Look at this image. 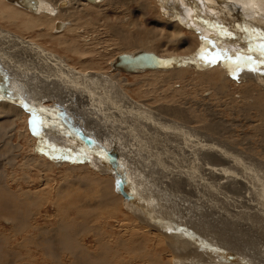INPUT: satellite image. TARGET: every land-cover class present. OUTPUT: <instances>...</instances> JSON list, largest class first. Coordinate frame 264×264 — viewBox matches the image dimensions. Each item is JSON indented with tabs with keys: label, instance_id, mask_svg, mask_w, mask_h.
I'll return each instance as SVG.
<instances>
[{
	"label": "rangeland",
	"instance_id": "374dc122",
	"mask_svg": "<svg viewBox=\"0 0 264 264\" xmlns=\"http://www.w3.org/2000/svg\"><path fill=\"white\" fill-rule=\"evenodd\" d=\"M176 1L173 12L156 0H105L95 5L79 1L69 9L64 8L68 9V13L64 12L63 16L64 21H68V27L60 30L50 26L53 24L50 22L31 30H22L20 23L14 25L9 20L8 25L5 24L7 22L0 14V40L5 39L4 35L16 36L19 41L33 40L35 45L48 51V58L36 57L32 60L33 64L37 62L41 66L51 64L52 61L53 66L45 65L43 73L39 68L40 72L37 74L41 78H51L54 72L62 74L60 66L53 63L62 61L61 65L70 66L69 75L73 74L72 82L75 86L66 79L68 82L62 80L63 86L57 88L58 81L53 83L51 78V82H47L54 85L55 93L49 91L48 94L52 99L46 95L48 89L45 87L39 93L40 86H34L33 76L27 77L25 69L22 68L28 66L27 59L33 57V53L26 55L28 58L24 62L26 49L17 40V47L9 43L8 46L0 44V55L6 60L5 63L0 62V94L3 91L12 93L8 91L11 88L16 89L21 97L23 95V98H30L27 103H38L37 105L43 107L45 111L39 115L47 121L40 129L41 134L36 135L31 129L32 114L29 111L19 104L0 100V104L6 105L4 107L8 109V112L0 116V264H175L180 261L176 258L178 250L174 248L176 240L185 244L183 248L178 246L180 250H184L181 251L184 261L180 264H217V257H222L223 261L231 264L229 260H236L233 256L247 257L248 254L249 258H253L252 254H256L260 246L264 249V234L261 235L264 233V208H261L264 207V63L260 62L264 57H261L258 48L264 41L259 40L256 34L253 35L259 29L264 31V14L259 18L256 15L251 18L249 12H242L239 8L234 10L230 0H221L223 4L217 7L203 6L202 0ZM189 1L196 2L195 6L192 7L193 3H188ZM178 2L183 5L179 7ZM184 3L191 4L189 13L182 12L186 9ZM0 5L4 7L3 4ZM74 6L76 9H73ZM223 6L229 9L222 10ZM263 11L264 9L259 10L262 13ZM32 15L36 14H19L18 18L27 20ZM133 22L135 24H132ZM250 27L256 30L252 32ZM121 30L129 37L126 39L129 43L118 34ZM202 37L211 38V43L204 41ZM213 46L215 52H212ZM202 47L208 48L213 55L220 49H225L227 56L237 53L239 57L233 56L227 61L218 60L217 63L221 66L217 65V68H214L216 63H211L209 67L206 66L207 69H202V66H198L202 62L206 63L205 59L201 55L196 56ZM139 50L164 56H194V59H197L194 65L201 64L195 66L196 68L185 66L173 72L110 73L109 61H113L122 53ZM248 56L253 59L246 66L244 59ZM237 64L239 68L236 67ZM46 69L54 72L50 73ZM8 77L9 79H6ZM14 78L19 84L17 81L15 83ZM25 78L30 81L29 84ZM7 83H15V86L8 88ZM78 83L84 84L79 88L80 91L79 85H76ZM120 93L124 95L121 97ZM126 94L132 100L127 101ZM124 98L126 99L123 100ZM139 103L143 106L146 104V107L156 113L157 108L162 109V112L166 108V115L161 114L171 118L169 123L179 124L180 131L183 130L184 133H173V128H170L172 130L169 134L181 137L182 143L183 139H186L189 145L194 143L192 139L198 138L200 148L195 149L197 157L190 151L177 148L173 137H170L166 144L161 127L159 129V126L145 119L139 121L135 114L123 109L125 105L140 108ZM124 114L127 115L122 116ZM124 118L125 121L122 120ZM130 118H137L138 126L142 123L157 128L155 131L158 137L154 138L155 131L141 125L143 135L145 130H148L149 135L155 139L145 137V147L149 151L140 150L133 154L129 142L124 144L127 134L131 136L129 139L132 143L137 137L138 126L132 124ZM88 120L94 122L90 123ZM57 132L65 142L74 141V147L79 146L82 151L78 149L77 155L73 151L70 156L61 159L54 152L49 153L41 140L43 139L47 146L55 145L53 147L61 148L59 141L56 143ZM72 134L75 135L74 138L71 137ZM118 134L120 137H117ZM180 134L184 135L183 138ZM106 136L115 140L113 145ZM120 138L124 142L119 141ZM208 142H213L216 146L213 144L209 147ZM140 143H143V138ZM201 144L207 145V150L211 153L215 149L223 150L234 156V160L240 161L235 164V168H231V164L225 160L226 156L221 160L217 159L218 161L215 160L219 157L217 156L213 158V168L219 172L223 171L219 175L228 174L227 181L228 178L234 181L235 176L240 177L239 182L243 180L244 186L235 182L218 184L222 180L217 177H214L213 182L209 170L202 175V158L199 154L208 152ZM128 152L133 155L130 159L134 157L143 161L152 160L151 167L148 169L142 164L129 167L133 160L131 162L128 158ZM140 153L142 154L137 156ZM228 153L226 155H229ZM125 158L129 161L125 162ZM220 161H224L223 164ZM73 166L83 168L77 169ZM137 167L141 170H137ZM180 168L186 169L182 176L184 178H180ZM114 170L115 173L112 172ZM137 173L141 177H138ZM130 193L138 199L131 200ZM246 200L255 206L261 205V209L255 211L257 217H260H253L256 213L249 210ZM157 209H161V212ZM137 214L150 222L153 221V225L139 218L145 224L142 223ZM217 214H224L236 221H227ZM249 214L251 217L247 216ZM243 217L253 219L252 223H257L250 224L257 228V237H261L257 239L255 235L253 239L246 232L250 230L251 233V228H238L248 224L244 223ZM159 218L173 222L185 232L172 228L171 224L166 226L167 224L162 225L154 221ZM141 225L144 226L143 229ZM80 227L82 231L79 230ZM159 227L174 237L173 241L170 239V243L165 242L163 235L162 242L157 236ZM111 245L113 248L109 249L108 246ZM170 251L173 257L167 254ZM224 252L226 254L222 256ZM263 257L264 255L260 259L264 260Z\"/></svg>",
	"mask_w": 264,
	"mask_h": 264
},
{
	"label": "bare ground",
	"instance_id": "6f19581e",
	"mask_svg": "<svg viewBox=\"0 0 264 264\" xmlns=\"http://www.w3.org/2000/svg\"><path fill=\"white\" fill-rule=\"evenodd\" d=\"M20 1H22V3L23 4H25V5H27V3H25L23 0H20ZM36 1V8H35V10H32V9H30L29 8V6L27 7V6H24V5H22V4H20V3H18V2H13V1H11V0H0V4H3L4 5V7H1V5H0V14H1V16L3 17V19H5V22H7V23H5V24H7L8 25V22H9V20L15 25V24H17V23H20L21 24V26L23 27V29L22 30H24V29H33V28H35V27H37V26H42V24L44 25L45 23H48V22H50V23H53L52 25H50V26H55L56 27V30H60V28H67L68 27V21H64V15L65 14H67L68 13V9L70 8V6L71 5H73V4H76L77 2H79V1H81V2H84V4H93V5H95V4H97V3H99V2H104L105 0H94V1H89V0H35ZM123 1V0H122ZM126 1V0H125ZM129 1V0H128ZM154 1V0H153ZM156 1H158L160 4H161V6L162 5H164L170 12L173 10V8H174V3H176L177 1L176 0H156ZM192 1V0H191ZM224 1V0H223ZM232 1V6L234 7V10H236L237 11V9L239 8L242 12H249L250 13V17L251 18H254L255 17V15L259 18V17H261L263 14H264V11H263V13L262 12H259V10L260 9H264V0H230V2ZM111 2V1H110ZM179 2H181V0L179 1ZM177 3V5L180 7L181 6V4L182 3ZM258 2H260V3H258ZM123 3V2H122ZM133 3H135L134 1H133ZM188 3H191L190 1L188 2ZM193 3V5H192V7H194L195 6V3L196 2H192ZM191 3V4H192ZM202 3L204 4L203 6H208V7H213V6H218V5H220V4H223L222 2H221V0H202ZM224 3H227V2H224ZM256 3H258V5L259 6H257L256 5ZM117 4V3H116ZM118 4H120V3H118ZM129 4V3H128ZM184 4H186V3H184ZM190 4V5H191ZM2 5V6H3ZM183 5V4H182ZM189 4L187 5L186 4V9L184 10H182V12L183 11H185V12H190L189 11V9H190V6ZM139 6V5H138ZM138 6H135L136 8L138 7ZM158 6V5H157ZM190 6V7H189ZM24 7V8H23ZM26 7V8H25ZM160 7V6H159ZM159 7H158V9H159ZM215 7V8H216ZM220 7V6H219ZM221 7H222V5H221ZM2 8H4V9H2ZM64 8H68V9H64ZM76 9V6H74L73 7V9ZM143 8V7H142ZM161 8V7H160ZM207 8V7H206ZM62 9H64V11H61ZM131 9V8H130ZM139 9V8H138ZM176 9H178V8H176ZM227 9H229V7H224L223 6V9L222 10H227ZM6 10V11H5ZM208 10H210V9H208ZM27 11H29V12H31L32 14H36V15H32V17H30V18H28L27 20H20L19 18H18V15L19 14H24V15H28V14H31V13H28ZM147 11V10H146ZM155 11V10H154ZM159 11V13L162 11H160V10H158ZM64 12H66L65 14H64ZM173 12V11H172ZM217 12V11H216ZM161 13H163V11L161 12ZM200 13V12H199ZM204 13H206V10H205V12ZM218 13H220V12H218ZM226 13V12H225ZM225 13H224V15H225ZM229 13V12H228ZM228 13H226L227 15H230V14H228ZM140 14V13H139ZM186 14V13H185ZM196 14H198V13H196ZM201 14V13H200ZM207 14H208V12H207ZM215 14V13H214ZM161 15H163V14H161ZM164 15H165V12H164ZM166 15H168V14H166ZM171 15V14H170ZM180 15V14H179ZM178 15V16H179ZM227 15H226V17H227ZM234 15V14H233ZM237 15V14H236ZM249 15V14H248ZM153 15H151V17H152ZM160 16V15H159ZM173 16H174V14H173ZM222 16V15H221ZM63 17V18H62ZM72 17V16H71ZM163 17V16H162ZM170 17V16H169ZM183 17V16H182ZM216 17V16H215ZM220 17V16H219ZM230 17V16H229ZM228 17V18H229ZM59 18H61V19H59ZM171 18V17H170ZM175 18H177V17H175ZM190 18V17H189ZM164 19V18H163ZM162 19V20H163ZM184 19V18H183ZM192 19V18H191ZM160 20V19H159ZM165 20V19H164ZM163 20V21H164ZM255 20V22L257 21V19L255 18L254 19ZM136 21H138V19L136 20ZM227 21V20H226ZM67 22V23H66ZM139 22V21H138ZM138 22H136V23H138ZM166 22H167V20H166ZM174 22H176V21H174ZM11 23V24H12ZM172 23V22H171ZM192 23V22H191ZM132 24H135V22H133ZM159 24V23H158ZM173 24V23H172ZM175 24V23H174ZM177 24V23H176ZM175 24V25H176ZM238 24V23H237ZM237 24H236V26H237ZM72 25V24H71ZM137 26H138V24H136ZM161 25V24H160ZM175 25H172V26H175ZM181 25V24H180ZM220 25V24H219ZM135 26V25H134ZM193 26H194V24H193ZM238 26H240V25H238ZM21 27V28H22ZM238 28V27H237ZM177 29H178V27H177ZM37 30V29H36ZM120 30V29H119ZM149 30H150V27H149ZM168 30V29H167ZM246 30H248V29H246ZM250 30H252V32H253V30H254V28H252V27H250ZM256 30V29H255ZM254 30V31H255ZM263 30V29H262ZM172 31V30H171ZM199 31V30H198ZM197 31V32H198ZM256 32V31H255ZM253 33V35H255L259 40H263L264 41V31H260V29H259V31L258 32H256V33ZM8 33V32H7ZM124 33H125V31H123V30H121L118 34L122 37V39L124 40V41H126L127 43H129L126 39H129V37L128 36H126V35H124ZM250 33V32H249ZM1 34V33H0ZM4 34V33H3ZM7 35V34H6ZM45 35V34H44ZM3 36V35H2ZM255 36H253V39L255 40ZM2 38V37H1ZM4 38L5 39H3V40H0V44L2 45V44H4V45H7L8 46V43L9 44H11V45H13V46H15V47H17V41L26 49L25 51H24V62L26 61L25 59H27L28 58V56H26V55H30V53H33V57L32 56H30L28 59H27V61H29L28 62V66H22V68L23 69H25V71H26V73H25V75H27V77H28V75H32L33 76V78H32V80H33V85L34 86H36V87H38V86H40V88L38 89V91H39V93L40 92H42V88H47L48 89V93H46V95L48 96V97H51V96H49L48 94H50L49 93V91L52 93H55V90H54V85H52V83H50L51 81H50V79L52 78L53 79V83H54V81L56 82V81H58V83L56 84V87L57 88H61V86H63V82H62V80H65V82H68L66 79H68L69 80V82L68 83H70L72 86H74V83L72 82V77H73V74H70L69 75V70H70V66L69 67H67L66 65H64V64H62L61 65V63H62V61L61 62H53L55 65L57 64L58 65V67L60 68V70H62V74H60V72L59 71H57V69H56V71L57 72H59V74H56L54 71H50V70H47V71H50V73H53L52 74V76L53 77H51V78H49V77H47L46 75V78H41V76L40 75H38L37 73L38 72H40L39 71V68L41 69V71H42V73H43V71L45 70L44 69V67H45V65H51L52 64V61H51V64H42L41 66H39L38 64H37V62H35V64H33L34 62L32 61L33 59H36V57H46V55H47V53H48V51L47 50H44L43 48H41V46L39 47V46H37V45H35L34 44V42H33V40H32V42L31 41H24V40H21V41H19L18 40V37H16V36H14V37H12L11 35L10 36H5L4 35ZM140 40H142V38L141 37H138ZM252 39V38H251ZM11 40H13V41H11ZM17 40V41H16ZM27 40V39H26ZM247 40H248V38H247ZM258 40V41H259ZM261 40V41H262ZM134 42V41H133ZM142 42V41H141ZM16 43V44H15ZM131 43V42H130ZM138 43H140V42H138ZM194 45V44H193ZM3 46V45H2ZM21 46V47H22ZM13 47L11 46L10 47V49H12ZM185 48V47H184ZM5 50V49H4ZM8 50V49H7ZM185 50V49H184ZM22 51V50H21ZM47 51V52H46ZM139 51H145V50H139ZM136 52H138V51H136ZM136 52H132V53H125V54H134V53H136ZM145 52H147V53H154L155 55H157L158 57H160V58H165V57H181V58H184V61H185V63L184 64H182L181 66H179V67H175V68H150V69H145V70H140V71H138V72H129V71H124V70H120V69H114L113 68V65H112V63L115 61V59L113 60V61H109V66H110V73H116V72H128L129 74H141V73H144V72H148V71H153V72H170V71H176V70H179V69H181V68H183V67H185V66H191V67H193V68H196L195 66H198L199 64H201V63H199L198 65L197 64H195L194 65V62L197 60V59H194V56H181V55H167V56H164V55H161V54H157V53H155V52H151V51H145ZM1 53V52H0ZM13 53V52H12ZM21 53V52H20ZM29 53V54H28ZM122 54H124V53H122ZM32 55V54H31ZM1 56V55H0ZM4 56V55H3ZM35 56V57H34ZM118 56V55H117ZM196 56H197V54H196ZM199 56V55H198ZM5 57V56H4ZM44 57V58H45ZM1 59H0V62L1 63H3L4 61H6V60H3V57L1 56L0 57ZM41 58V59H42ZM46 58H48V57H46ZM5 59V58H4ZM199 60H200V58H198ZM38 60V59H37ZM17 61V60H16ZM40 61V60H39ZM47 61L48 60H46V63H47ZM206 63H203L202 62V59H201V62H202V64L200 65V66H198V67H201L202 69L203 68H206V66H208L209 64H211V63H208L206 60H204ZM43 62V61H42ZM5 63V62H4ZM44 63H45V59H44ZM222 64V63H221ZM4 65H6V64H3V66ZM213 65V64H212ZM211 65V66H212ZM218 63L216 62V64H214V68H217L218 66H221L220 64L218 65ZM44 66V67H43ZM52 66V65H51ZM204 66V67H203ZM53 67V66H52ZM62 67V68H61ZM209 67V66H208ZM213 67V66H212ZM5 68V67H4ZM64 68H65V70H64ZM68 68H69V70H68ZM229 68V67H228ZM6 69V68H5ZM22 69V70H23ZM207 69V68H206ZM29 70H31V71H29ZM52 70V69H51ZM47 71H45V72H47ZM48 73V72H47ZM49 73V74H50ZM78 73V72H77ZM6 74V73H5ZM48 74V75H49ZM67 74V75H66ZM14 75H16V74H14ZM76 75V74H75ZM244 75V74H243ZM1 76V75H0ZM44 76V75H43ZM64 76H65V78H64ZM14 77V76H13ZM62 77H63V79H62ZM74 77H76V76H74ZM15 78H17L18 79V77H16L15 76ZM14 78V79H15ZM41 78V79H40ZM81 78V77H80ZM239 78V77H238ZM241 78H243V77H241ZM2 79V78H1ZM6 79H9V77L8 78H6ZM11 79V78H10ZM246 79V78H245ZM260 79H261V77H260ZM12 80V79H11ZM25 80L27 81V79L25 78ZM85 80V79H84ZM84 80H83V82H84ZM98 80V79H97ZM253 80H257V79H253ZM3 81V80H2ZM15 81V83H16V79L14 80ZM47 81H50V82H47ZM237 81V80H236ZM6 82H8V80H6ZM6 82H4V83H6ZM28 82H30V81H27L26 83H28ZM2 83V82H1ZM15 83H11V84H8L7 83V87L9 88V86H15ZM36 83H39V84H37L36 85ZM79 83H81V82H79ZM79 83L78 84H76V85H79ZM256 83V82H255ZM257 83H259V82H257ZM17 84H19L18 83V81H17ZM29 84V83H28ZM31 84V83H30ZM259 84H261V83H259ZM82 85H84V84H82ZM82 85H79L78 86V89L79 88H81L82 87ZM32 86V85H31ZM75 87V86H74ZM77 87V86H76ZM12 89V88H11ZM62 89H63V87H62ZM88 89V88H87ZM242 90H244V89H242ZM256 90V89H255ZM6 91V90H5ZM19 91V90H18ZM78 91V90H77ZM79 91H80V89H79ZM237 91V90H236ZM116 92V91H115ZM206 92V91H205ZM45 93V92H44ZM83 93V92H82ZM119 93V92H118ZM257 93V92H256ZM80 94V93H79ZM78 94V95H79ZM247 94V93H246ZM258 94V93H257ZM53 95V94H52ZM57 95V94H56ZM58 95H60V94H58ZM88 95V94H87ZM86 95V96H87ZM124 94L123 93H120V96L122 97ZM127 95V94H126ZM125 95V97L127 98V101L128 100H132V98H130V97H128V95L126 96ZM241 95V94H240ZM85 96V95H84ZM160 96V95H159ZM247 96V95H246ZM251 96V95H250ZM24 97H27V96H24ZM60 98H62V96L60 97ZM126 98H124L123 100H125ZM50 99V98H49ZM51 99H52V97H51ZM258 99V98H257ZM30 100V98L28 99V97H27V101H29ZM37 101H39V100H37ZM82 101H83V99H82ZM87 101V100H86ZM61 102V101H60ZM147 102V101H146ZM171 103V102H170ZM38 104V103H37ZM41 104V103H40ZM89 104V103H88ZM146 105V104H145ZM143 106V105H141L140 103H139V106H140V108L139 107H132V106H127V105H125V106H123V109H125V110H127V112H132L133 114H135V116L138 118V120L140 121V119H145V120H147V121H151V122H153L154 124H155V126H159V129H160V127H161V129H162V132H163V134H164V136H165V139H166V144L168 143V141L170 140V137H173L172 139H174L175 141H176V146H177V148L179 147V149H181L182 148V150H184V151H190V153H192V154H194V156L195 157H197V153H196V150H197V148H200V145H199V141H197L198 140V138H197V140H191L192 142H194V143H191V145H189V142H187V140L186 139H183V143H182V139H181V137H177V136H175V135H171V134H169V131L170 130H172V129H170V128H173V133L174 132H176V133H178L179 134V131H180V126H179V124H177L176 122H174V123H169V121H171L170 119L171 118H169V117H166V116H164V115H162L161 113H164L165 115H166V111H167V109L165 108V110H164V112H162L163 110L162 109H160L159 110V108H157V113L156 112H154L151 108H148V107H146V106ZM4 106H6V105H4V104H0V116H1V114L2 113H4V112H8V109H7V107H4ZM21 106V105H20ZM151 106V105H150ZM258 106H261V105H258ZM21 107H23L26 111H28L24 106H21ZM93 107V106H92ZM156 107V106H155ZM249 107V106H248ZM256 107V106H255ZM161 108V107H160ZM170 108V107H169ZM251 108V107H250ZM262 108V107H261ZM173 109V108H172ZM93 110V109H92ZM91 110V111H92ZM154 110H156V109H154ZM176 110V109H175ZM250 110V109H249ZM159 111V112H158ZM178 111V110H177ZM17 112V111H16ZM20 112V111H19ZM94 112V111H93ZM11 113H13V112H11ZM95 113V112H94ZM5 114V113H4ZM7 114V113H6ZM25 114V113H24ZM86 114V113H85ZM180 114H182L181 113V110H180ZM12 115V114H11ZM11 115H9V116H11ZM16 115H18V114H16ZM15 115V116H16ZM21 115V114H20ZM79 115H81V114H79ZM125 115H127V114H124V115H122V116H125ZM8 116V115H7ZM76 116H78V115H76ZM92 116V115H91ZM168 116V115H167ZM209 116H211V115H209ZM213 116V115H212ZM90 117V116H89ZM83 118V117H82ZM87 118V117H86ZM94 118V117H93ZM135 118V117H134ZM137 118H136V120H137ZM3 119V118H2ZM95 120V119H94ZM115 120V119H114ZM122 120H124L125 121V118L124 119H122ZM127 120V119H126ZM136 120H134L133 118H130L129 119V121L132 123V124H135V126H138L139 124H137L136 123ZM1 121V120H0ZM90 123L93 121V120H88ZM112 121H113V119H112ZM128 121V120H127ZM94 122V121H93ZM185 122V121H184ZM111 123V122H110ZM115 123V122H114ZM123 124V123H122ZM125 124V123H124ZM141 125H144V124H142V123H140ZM66 125V124H65ZM138 126V129H136L137 130V137H135L134 138V143H132L131 141H130V139H129V136H128V134H127V138H126V140L127 141H123L122 140V138H120L119 139V141H123L124 142V144H126L127 142H129V147L132 149V152H133V154L135 153V154H137V152H139L140 150H145L146 152L147 151H149L148 149H147V147H145V144L147 143V140L145 139V137L147 136V138L148 139H150V138H153V137H151V135H149L150 134V132L148 131V130H153V131H155V129H157V128H155V127H151V126H146V125H144V127L146 128V129H148V130H145L146 131V133H145V135H143L144 134V132H143V130H142V126ZM109 126V125H108ZM112 126V125H111ZM122 126V125H121ZM130 126H131V124H130ZM185 126V125H184ZM124 127V126H123ZM140 127V128H139ZM187 127V126H186ZM144 128V129H145ZM183 128H185V127H183ZM182 128V129H183ZM217 128V127H216ZM215 128V129H216ZM130 129V128H129ZM181 129V130H182ZM192 129V128H191ZM213 129V128H212ZM224 129V128H223ZM222 129V130H223ZM54 131H56L55 129H53ZM118 130V129H117ZM185 130V129H184ZM131 131V130H130ZM183 131V130H182ZM182 131H180V132H182ZM192 130H190V132H191ZM221 131V130H220ZM1 132V131H0ZM4 132V131H3ZM69 132V131H68ZM120 131L118 130V133H119ZM127 133H129V131H126ZM125 132V133H126ZM186 132V131H185ZM193 132V131H192ZM197 132V131H196ZM58 133V132H57ZM67 133V132H66ZM155 134V136L156 137H154V138H157L158 136H157V131H155L154 132ZM183 133V132H182ZM4 134V133H3ZM76 134V133H75ZM120 134V133H119ZM118 134V135H119ZM163 134H161L160 133V136H162L163 137ZM184 134V133H183ZM187 134H188V130H187ZM194 134V133H193ZM181 135V134H180ZM191 135V134H190ZM3 136V135H2ZM125 136H126V134H125ZM182 136V138H183V136L184 135H181ZM192 136V135H191ZM57 137V138H56ZM54 136V138H56V143L59 141V144L63 147H61V148H56V147H53V146H55V145H51V146H47L46 144L47 143H45V142H43L42 140H41V143H44L43 144V146L44 147H46V149L48 150V152L49 153H51V152H54L55 154H56V156H59V158L61 159L62 157H67V156H70L71 154V152H73L74 151V153H75V155H77L76 154V152L78 151L79 152V150H81L82 151V149L78 146H76V147H74L75 145H76V143L74 144L73 142H70V143H68L69 141L68 140H66V142H65V140H64V138H62V137H60L59 136V133H58V135L57 136ZM71 137H75V135L74 134H72L71 135ZM107 137V136H106ZM117 137H120V135L119 136H117ZM131 137V136H130ZM196 137V134H195V136H194V138ZM197 137H199V136H197ZM212 137V136H211ZM4 138V137H3ZM143 138V143H140L141 142V139ZM153 138V139H154ZM193 138V137H192ZM76 139L77 140H79V138H77L76 137ZM107 139H109L111 142H112V145H113V141H115V140H112V139H110V138H108L107 137ZM205 139V138H204ZM203 139V140H204ZM207 139V138H206ZM211 139V138H210ZM214 141L216 140V139H214V138H212ZM5 140V139H4ZM7 140V139H6ZM64 140V142H62ZM105 140V139H104ZM155 140V139H154ZM168 140V141H167ZM202 140V139H201ZM76 141V140H75ZM80 141V140H79ZM149 141V140H148ZM117 142V141H116ZM115 142V143H116ZM203 142V141H202ZM3 143V142H2ZM53 143H54V141H53ZM55 143V144H56ZM63 143H65V144H63ZM120 143V142H119ZM118 143V146L120 147V144ZM137 143V144H136ZM148 143H150V142H148ZM209 144H208V146L209 145H215V143H213L212 142V144H211V142H208ZM216 143H217V141H216ZM86 144V143H85ZM144 144V145H143ZM159 144V143H158ZM204 144V143H203ZM205 144H207V143H205ZM37 145V144H36ZM57 145V144H56ZM114 145H116V144H114ZM84 146V145H83ZM85 146H87V145H85ZM201 146L208 152V153H200L199 154V157H201L202 158V161H201V163L202 164H200L201 165V171H202V175H203V172H205V171H207L208 172V170H209V176H211V178H212V180H213V182H214V177H217V179L218 180H222V181H220V182H218V184H220L221 182H225L226 184L227 183H238V184H242V186H244V181L243 180H241L240 182H239V178H237L236 176L234 177V176H232V177H234L235 178V180L233 181L231 178H228V181L226 180L227 179V177H228V174H227V176H224V175H219L220 173H222V172H219V171H217V169L216 168H213L214 166H213V158H216L217 156H219V157H217L215 160H217V159H222L223 157H225L226 156V159L225 160H227V163H230L231 164V168L232 167H236L235 166V164H238L237 162H240V161H236V160H234V156H232V155H230V153H228V152H225V151H220V150H213V152L211 153V152H209L208 150H207V145H202L201 144ZM216 146V145H215ZM40 147V146H39ZM43 147V148H44ZM90 147V146H89ZM115 147V146H114ZM118 147V148H119ZM175 147V146H174ZM209 147H212V146H209ZM208 147V148H209ZM221 147V146H220ZM219 147V148H220ZM121 148V147H120ZM129 148V149H130ZM216 148V147H215ZM79 149V150H78ZM116 149H117V147H116ZM128 149V150H129ZM196 149V150H195ZM214 149V148H213ZM69 150H71V151H69ZM127 150V149H126ZM166 151H167V148L165 149ZM0 151H1V149H0ZM8 151H9V149H8ZM42 151V150H41ZM210 151H211V149H210ZM128 153H130L129 154V156H128V158L130 159V157L131 156H133L132 154H131V152H128ZM149 153V152H148ZM179 153V152H178ZM226 153H228L229 155H226ZM82 154V153H81ZM125 154H126V152H125ZM142 153H140V154H138L137 156H139V155H141ZM189 154V153H188ZM187 154V155H188ZM5 155H6V152H5ZM4 155V156H5ZM157 155V154H156ZM191 155V154H190ZM3 156V157H4ZM97 156V155H96ZM185 156V155H184ZM183 156V157H184ZM193 156V155H192ZM40 157V156H39ZM143 157V156H142ZM149 157H150V155H149ZM186 157V156H185ZM36 158V157H35ZM41 158V157H40ZM39 158V159H40ZM155 158H157V157H155ZM179 158V157H178ZM190 158H191V156H190ZM189 158V159H190ZM192 159H194V158H192ZM196 159H198V158H196ZM212 159V160H211ZM34 160V159H33ZM44 160V159H43ZM43 160H41V161H43ZM101 160V159H100ZM108 160V159H107ZM131 160V162H132V160H133V162L131 163V166L129 165V167H134L135 165H145V167L146 168H150L151 166L150 165H152V160L151 161H143V160H140V159H137V158H134L133 157V159L131 158L130 159ZM148 160V159H147ZM224 160V161H225ZM124 161L125 162H128L127 160H126V158L124 159ZM189 161V160H188ZM218 161V160H217ZM224 161H222V162H224ZM37 162H38V160H37ZM173 162V161H172ZM185 162V161H184ZM221 161H220V163H222ZM175 163V162H174ZM198 163V162H197ZM10 164V163H9ZM105 164V163H104ZM133 164V165H132ZM135 164V165H134ZM154 164V163H153ZM223 164V163H222ZM45 165V164H44ZM127 165V166H128ZM215 165H217V164H215ZM225 165V164H224ZM229 165V164H228ZM227 165V166H228ZM39 166V165H38ZM157 167H158V165H156ZM186 166V165H185ZM198 166H199V164H198ZM230 166V165H229ZM143 167V166H142ZM73 168H83V166H73ZM72 168V169H73ZM85 168H87V167H85ZM178 168H179V166H178ZM145 169V168H144ZM181 169V168H180ZM87 170H88V168H87ZM137 170H141V169H138V167H137ZM211 170V171H210ZM145 171V170H144ZM180 171V173H181V177L180 178H184V177H182L183 176V173L186 171V169L184 170V169H181V170H179ZM221 171V170H220ZM141 172V171H140ZM228 172H229V170H228ZM98 174V173H97ZM138 174V173H137ZM145 174V173H144ZM187 174H188V171H187ZM189 174H190V172H189ZM232 174V173H231ZM139 175V174H138ZM205 175H207V174H205ZM185 176V175H184ZM1 177V176H0ZM138 177H141V175H139ZM174 177V176H173ZM207 177V176H206ZM248 177V176H247ZM197 178V177H196ZM208 178H210V177H208ZM193 179V178H192ZM172 180V179H171ZM211 180V181H212ZM224 180V181H223ZM110 181V180H109ZM155 181V180H154ZM189 181V180H188ZM191 181V180H190ZM176 182V181H175ZM194 182V181H193ZM216 182V181H215ZM110 183H112V182H110ZM153 183V182H152ZM167 183V182H166ZM195 183H196V181H195ZM13 184V183H12ZM170 184V183H169ZM172 184V183H171ZM204 184V183H203ZM222 184V183H221ZM7 185V184H6ZM176 185V184H175ZM198 185V184H197ZM171 186H173V185H171ZM179 186H180V184H179ZM203 186V185H202ZM219 186V185H218ZM223 186V185H222ZM240 186V185H239ZM149 187V186H148ZM187 187V186H186ZM229 187V186H228ZM150 188V187H149ZM148 188V189H149ZM177 188V187H176ZM184 188V187H183ZM190 188V187H189ZM218 188H220V187H218ZM180 189V188H179ZM192 189V188H191ZM183 190V189H182ZM181 190V191H182ZM186 190V189H185ZM184 190V191H185ZM193 190V189H192ZM198 191V190H197ZM106 192V191H105ZM198 192H200V191H198ZM235 192V191H234ZM186 193H187V195H189V192L186 190ZM194 194V193H193ZM238 194H240L239 192H238ZM150 195V194H149ZM199 195V194H198ZM111 196V195H110ZM152 196H153V194H152ZM230 196V195H229ZM232 196V195H231ZM103 197V196H102ZM121 197V196H120ZM234 197V196H233ZM242 197H244V198H246V196H242ZM225 198H226V195H225ZM103 199V198H102ZM101 199V200H102ZM115 200H116V197L114 198ZM153 199V198H152ZM157 200H159V199H157ZM197 200V199H196ZM154 201H156V200H154ZM174 201H176V200H174ZM207 202V201H206ZM243 202V201H242ZM106 203V202H105ZM194 203V202H193ZM235 203V202H234ZM246 203H247V205H248V208H249V210L251 211V212H255L256 210H259V209H261V208H264V207H261L260 208V206L261 205H253L252 203H250V202H248L247 200H246ZM108 204V203H107ZM120 204V203H119ZM176 204V203H175ZM186 204V203H185ZM101 205H103V204H101ZM111 205V204H110ZM113 206V205H112ZM194 206V205H193ZM196 206H198V204L196 203ZM239 207V206H238ZM245 207V206H244ZM257 207V208H256ZM115 208H117V207H115ZM210 208V207H209ZM216 209V208H215ZM159 210H161V209H159ZM158 209H157V211H159ZM213 210V209H212ZM241 210V209H240ZM154 212V211H153ZM159 212H161V211H159ZM158 212V213H159ZM243 212V211H242ZM13 213V212H12ZM155 213V212H154ZM256 213V212H255ZM259 213V212H258ZM63 214V213H62ZM245 214V213H244ZM252 214V213H251ZM251 214H249V215H247L248 217H251ZM218 215V214H217ZM228 215V214H227ZM253 215V214H252ZM259 215V214H258ZM263 215V214H262ZM85 216H86V214H85ZM137 216V218L139 219H141L142 221H146V222H148V223H150L151 225H153V221L152 222H150V221H148V220H146L143 216H140V215H136ZM219 216V215H218ZM220 216L222 217V218H225L227 221H229V220H234V221H236L235 219H229L228 218V216H226V215H224V214H220ZM219 216V217H220ZM152 217V216H151ZM184 217V216H183ZM247 217V218H248ZM253 217H255V218H258V217H260V216H258L257 217V213H256V216L255 215H253ZM113 218L114 219H117V217L116 216H113ZM186 218V217H185ZM244 218V217H243ZM242 218V219H243ZM244 218V223L246 222V223H248V224H244V226H242V228H240V227H238L239 229H244V230H246V229H252V232L251 233H249L250 232V230L248 231V230H246V232L250 235V236H252L253 237V239H254V236L258 233H256L255 231L257 230V228L256 227H253V226H251V224L250 223H252L253 221V219H250V218ZM254 218V219H255ZM261 218H262V216H261ZM139 219V220H140ZM160 219V218H159ZM264 219V218H263ZM140 220V221H141ZM222 220V219H221ZM256 220H258V219H256ZM141 221V222H142ZM155 221V220H154ZM264 221V220H263ZM81 222H83V221H81ZM114 222V221H113ZM257 222H259V220L257 221ZM142 223H144V222H142ZM243 223V222H242ZM82 224V223H81ZM145 224V223H144ZM238 224V223H237ZM253 225H257V223L256 224H254V223H252ZM214 225V224H213ZM217 225V224H216ZM225 225V224H224ZM242 225V224H241ZM194 226V225H193ZM207 226V225H206ZM142 227H144V226H142L141 225V228ZM204 227V226H203ZM219 227V226H218ZM140 228V229H141ZM208 228H209V226H208ZM216 228V227H215ZM221 228V227H220ZM256 228V229H255ZM263 228V227H262ZM62 229V228H61ZM143 229V228H142ZM148 229V228H147ZM79 230H81V227H80V229ZM219 231H220V229H218ZM221 230H222V228H221ZM244 230H242V232L244 231ZM73 231V230H72ZM71 231V232H72ZM77 231V230H76ZM82 231V230H81ZM138 231V230H137ZM142 231V230H141ZM150 231H151V233H152V229L150 228ZM160 231V232H159ZM159 233H158V238H160V239H162V242H163V238L161 237V236H163L164 235V241L166 242V241H168L169 243H170V239L173 241V238L174 237H171V236H169V234H168V232L166 231H164V230H162L160 227H159ZM187 231V230H186ZM217 231V230H216ZM261 231V230H260ZM210 232V231H209ZM140 233V232H139ZM153 234V233H152ZM156 234V233H155ZM259 234H260V232H259ZM263 234L264 233H262L261 235L263 236ZM156 236V237H157ZM155 237V236H154ZM246 237V236H245ZM249 237V236H248ZM252 237H250V238H252ZM256 237H257V235H256ZM259 237H261L260 235H259ZM259 237H257V239L259 238ZM29 238V237H28ZM115 238V237H114ZM120 239V238H119ZM246 239H247V237H246ZM245 239H243V241H244ZM252 240V239H251ZM262 240V239H261ZM188 241V240H187ZM202 241V240H201ZM246 242V241H245ZM121 243V242H120ZM263 243V242H262ZM262 243H261V245H262ZM175 244V243H174ZM199 244V243H198ZM264 244V243H263ZM108 245V244H107ZM145 245H146V243H145ZM176 245V246H175ZM174 245V248H175V250L177 249L178 251H176V258H177V261L178 260H180L178 263H175V264H180V262L182 263L184 260H183V258H181V253L184 251V250H180L181 248H179L178 246H181L182 248L183 247H185V244H183V243H180V242H178L177 240H176V244ZM258 245V244H257ZM114 246V245H113ZM112 247V245L111 246H108V248L109 249H112L111 248ZM259 247V246H258ZM81 249V248H80ZM149 249V248H148ZM245 249V248H244ZM182 251V252H181ZM175 252V251H174ZM245 252V251H244ZM194 253V252H193ZM195 253H196V251H195ZM167 254H170V256L171 257H173V255H172V252L170 251V253H168L167 252ZM226 253L224 252L223 253V255L222 256H224ZM232 254V253H231ZM234 254V253H233ZM175 255V254H174ZM204 254H202V256H203ZM247 255V257H245V255H243V257H238V256H233V258H236V260L235 259H233L234 261H231V260H229L228 259V257L227 256H225V257H227V259L229 260V263L231 262V264H264L263 262H264V260H262V259H260V257H262L263 255H264V249H262V246H260V248H259V250H256V254H252L253 255V258H249V256L250 255H248V254H246ZM154 257V256H153ZM160 257V256H159ZM170 258V257H169ZM176 258L174 259V258H172V259H174V260H176ZM213 258V257H212ZM264 258V257H263ZM249 261H248V260ZM157 260V259H156ZM155 260V261H156ZM217 264H227V262L226 261H223L224 259L222 258V257H217ZM223 261V262H219V261ZM156 263V262H155ZM171 263V262H170ZM161 264H162V262H161ZM166 264H169V263H167L166 262ZM172 264V263H171ZM213 264V263H212Z\"/></svg>",
	"mask_w": 264,
	"mask_h": 264
},
{
	"label": "water",
	"instance_id": "95a60500",
	"mask_svg": "<svg viewBox=\"0 0 264 264\" xmlns=\"http://www.w3.org/2000/svg\"><path fill=\"white\" fill-rule=\"evenodd\" d=\"M13 2H18L24 6H29L30 9L35 10L36 8V1L35 0H23L27 5L23 4L22 1L20 0H11ZM89 1H94V0H89ZM27 6V7H28ZM184 58L181 57H165V58H160L154 53H147L145 51H138L134 54H120L115 58V61L112 63L114 69H120L124 71H129V72H138L142 71L145 69H150V68H175L179 67L182 64H184ZM4 94H0V100H5L8 102H12L15 104H19L21 106H24L32 115L33 113H36L37 115L41 114L40 110L42 109L39 105L36 104H30L27 103V101L20 97H12V96H3ZM40 116V115H39ZM115 173V170L112 171ZM116 174L119 177L118 171H116ZM123 182V180H122ZM130 192V191H127ZM131 200L134 198L138 199L137 196L134 194L130 193ZM137 202V201H134ZM155 222L158 224L162 225H172V228H175L177 230L182 231L180 227H176L173 222H170L168 220H160L156 219ZM184 231V230H183ZM185 232V231H184ZM187 233V232H186Z\"/></svg>",
	"mask_w": 264,
	"mask_h": 264
},
{
	"label": "snow or ice",
	"instance_id": "6c2138e0",
	"mask_svg": "<svg viewBox=\"0 0 264 264\" xmlns=\"http://www.w3.org/2000/svg\"><path fill=\"white\" fill-rule=\"evenodd\" d=\"M230 35V33H228ZM204 41L211 43V38L209 37H202ZM258 48L260 49V55L261 57H264V43H261L258 45ZM212 52H215V47L213 46ZM212 52L209 51L208 48L202 47L200 51L197 53V55H201L208 63H216L218 60H230L233 58V56L239 57V54L233 53L232 56H227L225 53L227 50L220 49L219 52H216L215 55L212 54ZM252 57L248 56L246 59H244L245 65H249L252 62ZM261 63H264V59L260 61ZM237 68H239V64L236 65ZM255 70V69H252ZM45 110H40V112H43ZM47 124V121L43 118V116H39L36 113H33L32 117L30 118V125L31 129L34 134L40 135V129L43 128ZM71 151V150H69ZM102 151V149H101Z\"/></svg>",
	"mask_w": 264,
	"mask_h": 264
}]
</instances>
